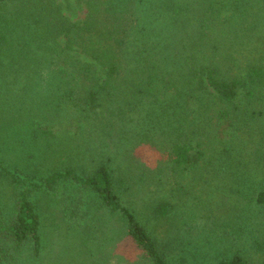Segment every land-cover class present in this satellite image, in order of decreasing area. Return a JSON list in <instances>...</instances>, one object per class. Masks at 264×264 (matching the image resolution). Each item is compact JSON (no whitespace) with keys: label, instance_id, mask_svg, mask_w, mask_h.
Returning a JSON list of instances; mask_svg holds the SVG:
<instances>
[{"label":"trees","instance_id":"obj_1","mask_svg":"<svg viewBox=\"0 0 264 264\" xmlns=\"http://www.w3.org/2000/svg\"><path fill=\"white\" fill-rule=\"evenodd\" d=\"M263 220L264 0H0V264H248Z\"/></svg>","mask_w":264,"mask_h":264},{"label":"rangeland","instance_id":"obj_2","mask_svg":"<svg viewBox=\"0 0 264 264\" xmlns=\"http://www.w3.org/2000/svg\"><path fill=\"white\" fill-rule=\"evenodd\" d=\"M12 8V7H11ZM3 12H7V9H5V11H3ZM220 197H222V195H220ZM231 212H232V210H231ZM239 213V212H238ZM227 214V213H226ZM226 214L224 215V216H226ZM212 220L213 219H208L207 220V222H208V224H210L211 222H212ZM217 219L215 218V221H216ZM220 222H221V220H218L217 221V224L219 223L220 224ZM206 223V222H205ZM195 225V224H194ZM193 225V226H194ZM205 225H207V223L205 224ZM198 226V225H197ZM196 226V227H197ZM195 227V228H196ZM249 227L250 228H248V229H251V230H249L247 233H246V236L245 237H241L240 239H238V238H234L233 240H231L232 241V243L231 242H229V241H224V243L222 242V244H220L221 245V247L222 248H225L226 246H228L229 247V249H230V251H231V253L232 252H234V253H240L245 259H246V261L248 262V264H259V261H260V259H264V250L263 251H260V250H257L256 248H255V246L254 245H252V238H251V236H253V235H258L260 232L261 233H263V235H264V220H263V222L262 223H260V228L259 227H254V226H252L251 224L249 225ZM243 228H245L244 226H243ZM210 229V228H209ZM215 229L216 230H214V231H211V229L209 230V231H206V234H207V236H208V238H209V241L210 242H213V241H215V240H217L216 238V234H219V232L221 231V229L220 228H216L215 227ZM193 230V229H192ZM193 231H195V230H193ZM199 231V230H198ZM196 232V231H195ZM218 232V233H217ZM260 233V234H261ZM259 234V235H260ZM204 235H205V233H204ZM203 235V236H204ZM207 236H205V238L207 237ZM57 236L56 235H54L52 238H51V240H50V242H52V243H50L51 244V247L53 246L54 248H56V250H57V244H55V243H58L57 242V238H56ZM225 243H227V244H225ZM110 264H116L115 263V261H111V262H109ZM108 263V264H109Z\"/></svg>","mask_w":264,"mask_h":264}]
</instances>
